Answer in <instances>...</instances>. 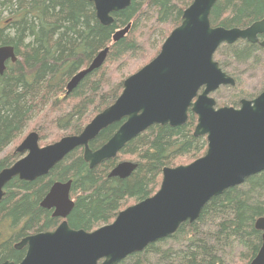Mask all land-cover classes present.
Here are the masks:
<instances>
[{"label":"trees","instance_id":"obj_1","mask_svg":"<svg viewBox=\"0 0 264 264\" xmlns=\"http://www.w3.org/2000/svg\"><path fill=\"white\" fill-rule=\"evenodd\" d=\"M193 1L132 0L129 7L113 13L111 25L104 26L87 0H0V46L13 47L17 57L0 75V171L21 158L16 149L2 154L30 127L38 133L40 146H47L78 135L111 106L124 80L158 55ZM261 20L264 0H218L210 14L213 27L226 29H244ZM128 25L125 36L114 42L115 33ZM106 48L103 65L68 93L69 81ZM259 52L264 48L246 41L217 50L216 60L235 79L233 88H239L232 99L220 101L222 106L236 107L242 99L256 97L264 83L259 93L248 90L242 74L228 71L232 63L220 57L254 61L264 69V54ZM122 122L103 130L90 148L104 145ZM196 124L197 116L190 110L184 125H154L129 141L115 158L93 169L85 162L83 149L77 148L46 176L31 182L13 178L0 201V264L20 263L26 248L17 250L16 244L29 235L53 231L62 222L53 210L41 207L54 183L72 181L75 205L69 226L94 231L112 223L120 211L153 196L165 167L189 164L206 153V137L194 136ZM182 157L189 161L176 164ZM126 158L136 164L133 173L124 179L110 177ZM261 217L264 171L211 199L194 223H183L173 235L119 264H250L262 244V233L255 227ZM229 251L233 253L227 256Z\"/></svg>","mask_w":264,"mask_h":264},{"label":"water","instance_id":"obj_2","mask_svg":"<svg viewBox=\"0 0 264 264\" xmlns=\"http://www.w3.org/2000/svg\"><path fill=\"white\" fill-rule=\"evenodd\" d=\"M93 3L104 26L114 22L113 13L130 6L132 0H87ZM218 0H194L183 12L182 22L163 42L158 55L123 82L116 101L97 114L78 135H70L41 147L35 131L26 135L16 153L22 157L0 171V201L13 178L34 181L46 176L67 155L83 149L91 169L115 158L132 139L154 125L179 127L191 110L197 115L194 136H206V154L188 165L165 167L159 190L120 211L115 220L94 231L73 229L67 221L75 202L72 181L54 183L41 207L53 210L59 226L49 232L29 235L15 248H26L18 264H119L149 245L177 232L186 222L198 220L206 204L227 189L244 184L264 171V90L255 99H242L240 107L216 108L211 96L235 80L222 70L215 53L222 45L238 40L259 42L264 20L246 29L213 27L211 11ZM130 25L113 36L116 42ZM264 47V41L260 42ZM109 49L102 50L68 83L71 92L92 71L100 68ZM14 48L0 46V75L8 62H16ZM123 121V122H122ZM115 134L100 148L90 143L110 126L120 123ZM136 169L131 161L119 163L109 174L121 179ZM262 244L250 264H264V217L255 223ZM2 264H15L5 261Z\"/></svg>","mask_w":264,"mask_h":264},{"label":"rangeland","instance_id":"obj_3","mask_svg":"<svg viewBox=\"0 0 264 264\" xmlns=\"http://www.w3.org/2000/svg\"><path fill=\"white\" fill-rule=\"evenodd\" d=\"M166 28L168 30V26ZM168 34H170V31ZM241 42L242 41H240L239 43H241ZM258 54L262 55V54H264V52H259ZM220 59L232 63L231 66H228V68H227L228 71L234 72L237 75L242 74L240 76L245 79L244 86L248 90H250L252 92H258V93L260 92L261 87L264 83V69L262 68V66L255 63L254 61H248L245 63L236 62L234 59H232L228 55H227V57L222 56V57H220ZM261 61H262V58H260V62ZM133 68H134V66H133ZM235 88H233L231 86H225V87H221L218 91H216L213 95H214L216 101L218 102L217 106H222V104L220 103L221 100L232 99L233 95H235L236 92L239 90V88H237V89H235ZM235 90H237V91H235ZM238 106L239 105H237L236 107H238ZM30 132H32L31 127L29 128V130H27L24 133V135H22L21 138L17 139L11 146H9V148L5 151L4 154H2V156L6 155L7 153L13 152L20 145L23 138ZM125 161H130V158H126ZM188 161H189L188 157H182V158L177 159L176 164H185ZM131 162H133V161H131ZM128 204L130 205L133 203H128ZM229 253H233V252L229 251L227 256L229 255Z\"/></svg>","mask_w":264,"mask_h":264},{"label":"bare ground","instance_id":"obj_4","mask_svg":"<svg viewBox=\"0 0 264 264\" xmlns=\"http://www.w3.org/2000/svg\"><path fill=\"white\" fill-rule=\"evenodd\" d=\"M257 95V94H256Z\"/></svg>","mask_w":264,"mask_h":264}]
</instances>
